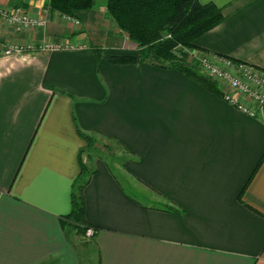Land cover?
<instances>
[{
	"label": "crops",
	"instance_id": "1",
	"mask_svg": "<svg viewBox=\"0 0 264 264\" xmlns=\"http://www.w3.org/2000/svg\"><path fill=\"white\" fill-rule=\"evenodd\" d=\"M199 1L226 18L197 50L264 71V0ZM0 8L45 21L17 30L0 17L3 44L88 45L0 56V264H264V120L225 102L221 83L218 95L177 70L111 64L139 49L107 0L79 26L49 0ZM79 132L106 150L87 157ZM81 179L90 245L66 221Z\"/></svg>",
	"mask_w": 264,
	"mask_h": 264
},
{
	"label": "trees",
	"instance_id": "2",
	"mask_svg": "<svg viewBox=\"0 0 264 264\" xmlns=\"http://www.w3.org/2000/svg\"><path fill=\"white\" fill-rule=\"evenodd\" d=\"M49 6L52 12L62 17L75 18L77 13L91 10L94 0H49ZM107 10L118 28L139 49L138 55L112 56L111 64L149 62L159 69L180 71L221 95L217 82L199 74L186 58L189 50L197 49L196 41L201 36L224 22L226 17L222 8L212 3L201 4L199 0H108ZM93 50L101 55L100 49ZM79 134L88 148L94 146L96 141L92 137ZM263 160L264 156L260 165ZM86 182V179H81L77 183L71 195L72 212L67 219L90 226L84 220V206L80 198ZM78 231L84 235V229Z\"/></svg>",
	"mask_w": 264,
	"mask_h": 264
},
{
	"label": "built area",
	"instance_id": "3",
	"mask_svg": "<svg viewBox=\"0 0 264 264\" xmlns=\"http://www.w3.org/2000/svg\"><path fill=\"white\" fill-rule=\"evenodd\" d=\"M0 17L5 19L9 24L16 27L17 30H26L32 27L45 26V21L37 20L29 17L25 11L21 8L5 10L0 8ZM74 22L76 25H80L79 21L74 18L66 17ZM6 48V49H5ZM86 46H79L71 44L68 41H59L55 44H45L41 50L46 51H62V50H79L86 49ZM31 47H22L20 45H5L0 43V50L4 52L6 56L20 55ZM221 63L225 67H228L231 71L240 73L243 76V81L234 75V72H229L220 65ZM201 70L207 76V78L221 83L229 87L230 92H225L222 97L225 102L236 108L238 111L248 115L252 118H261L264 120V71L259 70L253 66L245 64L243 62L234 61L233 59L226 57H211L207 56L201 59ZM253 103V107L245 105L243 100ZM73 223L70 220H66ZM75 224L78 228L84 229V237L87 240H91L97 234V229L87 226L86 224Z\"/></svg>",
	"mask_w": 264,
	"mask_h": 264
},
{
	"label": "rangeland",
	"instance_id": "4",
	"mask_svg": "<svg viewBox=\"0 0 264 264\" xmlns=\"http://www.w3.org/2000/svg\"><path fill=\"white\" fill-rule=\"evenodd\" d=\"M105 1L106 0H96V2L98 3H102V4H105ZM107 3H108V0H107ZM1 44H3L1 41H0ZM17 43H10V44H5L6 46L8 45H16ZM22 47H28V46H25V45H21ZM45 46V44H38L37 46H34L32 47L31 46V49L28 50L27 52L23 53V54H20V55H26V53H31V54H35V53H40L42 52L43 50H41V48ZM79 46H87V44H80ZM6 49V48H5ZM19 55V56H20ZM188 57L186 58L187 62L188 63H191L193 64V66H195L196 70L198 71L199 74L201 75H204L206 76L202 70H201V59L204 58V57H207L208 55L202 53V52H199L197 49H192V50H189L188 51ZM0 56L4 57V58H10V57H14V56H18V55H13V56H6L4 54V52H2L0 50ZM216 64L220 65L221 68H224L225 70L229 71V72H234V75L238 78H241L240 80H244L243 79V76L240 74V73H237L235 71H231L230 69H228V67H225L224 65H222L221 63H217ZM207 77V76H206ZM225 86V85H223ZM228 86V85H227ZM231 89V88H230ZM95 140V139H94ZM96 141V140H95ZM97 142H95L94 146L92 145L91 147H87L86 146V150H85V153H86V156L87 157H90L92 155V152H94L95 150H97L98 148L100 149H105V146L104 145H97ZM87 145V144H86ZM114 147V149H110V151L112 150V154H108V159L107 161L109 162V164L112 166V168L115 170H119V171H122L121 168H119V166L117 165L118 163H123V159H125L127 156L124 152L121 151V147L117 144H112ZM108 152V151H107ZM115 162L117 164H115ZM78 228V227H77ZM81 229V228H78V230ZM80 240V243L81 244H86V245H90L92 243V239L91 240H87L86 238H83V237H79L78 238ZM89 247V246H88ZM87 247V248H88ZM93 259V262H96V260L94 259V257H91ZM87 259V258H86Z\"/></svg>",
	"mask_w": 264,
	"mask_h": 264
}]
</instances>
